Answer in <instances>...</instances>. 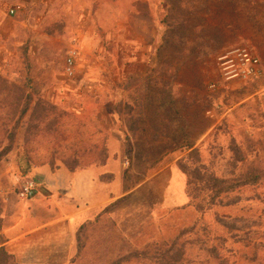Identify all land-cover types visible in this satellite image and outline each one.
Wrapping results in <instances>:
<instances>
[{
    "label": "rangeland",
    "instance_id": "obj_1",
    "mask_svg": "<svg viewBox=\"0 0 264 264\" xmlns=\"http://www.w3.org/2000/svg\"><path fill=\"white\" fill-rule=\"evenodd\" d=\"M133 2L100 0L102 14L95 28L83 25V16L69 13L66 4L56 5L47 16L43 5L32 14L22 7L17 24L0 39V153L17 122L15 110L25 109L18 95L26 90L33 97L13 150L0 161V216L7 198H18L23 184L33 177V167L65 166L63 160L72 162L75 155L84 154L83 163H90L94 145L101 140L99 127L122 137L123 155L133 151L131 160H124L127 187L134 188L179 159L187 174H195L198 201L205 203L211 175L235 181L252 170L264 172V77L225 86L216 65L226 50L246 46L264 68V7L250 0H150L145 16V5L139 4L157 40L152 51L159 59L157 64L153 59L148 77L127 79L136 68L120 62L118 53L123 56L126 48L109 44L114 37L111 28L132 19ZM109 4L117 7L114 13ZM122 7L123 14H118ZM82 31L90 41L83 48L76 78L70 80L65 59ZM184 64L176 79L173 72ZM212 83L219 86L215 92L208 88ZM174 92L176 111L170 108ZM11 118L14 122L8 125ZM190 138L201 141L192 155L185 148ZM168 179L165 173L156 184L165 188ZM160 189H144L87 226L78 242L80 254L70 264H161L151 257L171 249L172 255L186 250L190 262L182 263L196 264V236L186 230L214 225L216 216L224 214L243 216L241 210L252 204L264 223V185L223 197V204L234 203V209L207 207L202 223L194 205L175 211L154 207L162 201ZM258 232L264 238V227Z\"/></svg>",
    "mask_w": 264,
    "mask_h": 264
},
{
    "label": "crops",
    "instance_id": "obj_2",
    "mask_svg": "<svg viewBox=\"0 0 264 264\" xmlns=\"http://www.w3.org/2000/svg\"><path fill=\"white\" fill-rule=\"evenodd\" d=\"M149 2L150 0H134L130 8L132 19L119 21L111 28L114 37L111 38L109 45L125 47L126 49H122L123 56H120V51L118 53L120 62H128L130 66L136 68L135 71L128 72L127 79L148 77L153 70L151 66L153 59L156 58V64L159 59L158 53L155 56L152 51L157 40L142 18L145 12L138 6L145 5L146 16L150 12H147ZM38 4L43 5L44 16L51 15L56 5L66 4L64 8H67L69 13L74 11L83 16V25L88 23L92 28L98 27L100 20L96 18L102 14L100 0H76L74 3L69 0H0V9L4 11L0 16V39L3 41L4 36L9 33L10 25L17 24L16 17L21 13L22 7L32 14ZM108 6L113 9V13L117 9L115 5ZM9 8L16 10L14 16L6 14ZM122 9L118 14H123L125 8ZM74 41L80 50L78 70L84 59L83 48L88 46L90 39L88 34L82 31L81 37L75 38ZM184 66L186 64L178 66L173 72L176 79L185 70ZM143 67L148 70H143ZM69 93H72L71 90ZM172 97L179 110L175 92ZM188 101L191 102L190 99ZM121 138L116 131L109 134L108 160L103 165H94L75 172H71L63 165L56 166V169L49 165L35 166L31 169L30 174L42 186L40 192L29 201L17 197L7 198L0 216V250H4L12 258L13 264H70L79 254L78 237L82 228L94 225L104 216H109L120 203L130 201V198L144 189L159 190L156 183L165 173H169L168 183L165 188L160 189L162 201L154 207L161 206L172 211L192 207L187 190L188 178L180 168L179 159L164 166L154 176L140 182L134 188L126 189L124 165L127 156L123 155ZM189 142L194 149L201 143L195 142L192 138Z\"/></svg>",
    "mask_w": 264,
    "mask_h": 264
},
{
    "label": "trees",
    "instance_id": "obj_3",
    "mask_svg": "<svg viewBox=\"0 0 264 264\" xmlns=\"http://www.w3.org/2000/svg\"><path fill=\"white\" fill-rule=\"evenodd\" d=\"M250 2L256 4L257 6L264 7V0H250ZM1 80L2 79L0 78V81ZM18 98V102H23L25 104V109L21 112H19L18 109L15 110L18 117L17 122L14 124L10 132L8 145L0 153V161L2 157L9 154L13 150L15 139L17 137V131L19 130L22 121L28 115L29 106L33 101L32 95L27 93L26 90L22 91L21 94L18 95ZM170 104L171 110L176 111L177 108L172 99ZM11 107L13 110L14 104ZM4 108H8V105ZM13 122L14 118H11L8 125ZM97 130L99 131L97 134L101 140L94 145V152L90 156V163H83L84 157L87 156L86 154H84V156L75 155L72 162L68 160L62 161L71 172L94 165H103L108 160L107 140L109 134L103 128L99 127ZM185 148L186 150L191 151V155L198 153V149H194V146L190 142L186 143ZM132 153L133 151L131 149L126 153L129 160L132 158ZM198 159L200 158L198 157ZM51 167L53 169L57 168L53 165H51ZM180 168L182 171L184 170L183 172L188 178L187 190L191 202L201 214V217L198 220L199 223L205 221L206 212L204 211L207 207L213 208L219 206L225 209H234V203L232 204L228 202L227 204H223V197L228 198L240 189L258 188L259 186L264 185V172H259L257 170H252L247 174H242L235 181L225 180L211 175L206 179L208 196L205 201L207 202H199V198L195 192L197 190L194 185V181L197 179L195 174L189 172L187 174V170L183 169L181 162ZM130 187L132 186H126V189H129ZM241 213L244 215L234 216L233 213H230L224 214L223 216H216L214 222L215 226L213 224H206L204 227L196 231L197 227L195 225L190 230L185 231L186 234L193 233L194 237L196 236L195 241H197V244H195L194 247L198 246V257L193 259V261H195L194 263L197 264L199 263L197 260L201 261L203 259L206 261L205 264H262L261 262H264V238L260 236V233L258 232L260 229H263L264 223L261 224L260 219L256 216V209L253 204L245 207L241 210L240 214ZM224 219H227L228 222L225 223ZM217 227L220 230H218ZM85 229L86 228H82V231ZM78 242H80V236L78 237ZM171 250L159 253L156 257H151V259L160 260L161 264L163 261L166 264H183L182 262H190V260H188L189 254H187L188 252L186 250L181 249L182 251L173 255L171 254ZM0 257L2 258V263L4 264L12 261V258L8 256L4 250H0ZM147 257L149 256H146V258Z\"/></svg>",
    "mask_w": 264,
    "mask_h": 264
},
{
    "label": "built area",
    "instance_id": "obj_4",
    "mask_svg": "<svg viewBox=\"0 0 264 264\" xmlns=\"http://www.w3.org/2000/svg\"><path fill=\"white\" fill-rule=\"evenodd\" d=\"M3 13L4 11L0 9V16ZM6 14L14 16L16 10L9 8ZM79 58L80 50L77 42L74 41L65 59V75L70 80L76 77ZM216 65L221 81L225 86H230L234 83L256 82L264 77V68L260 58L246 46H238L226 50L217 57ZM208 88L215 92L219 89V86L217 83H212ZM41 187L40 182L35 177L29 178L19 190L18 198L23 201L32 200L40 192Z\"/></svg>",
    "mask_w": 264,
    "mask_h": 264
}]
</instances>
